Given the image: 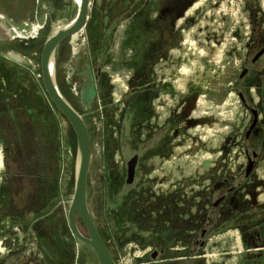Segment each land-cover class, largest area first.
<instances>
[{
  "label": "rangeland",
  "instance_id": "rangeland-1",
  "mask_svg": "<svg viewBox=\"0 0 264 264\" xmlns=\"http://www.w3.org/2000/svg\"><path fill=\"white\" fill-rule=\"evenodd\" d=\"M37 1L29 0L36 16L24 22L9 26L5 14L0 18V78L27 83L29 77L26 85L40 93L32 95V122L41 144L49 145V178L30 180L31 195L17 186L2 191L0 264H99L68 225L76 138L40 76L50 22L70 21L77 6L74 0ZM262 1L243 0L234 13L225 0H89L85 25L58 42L57 85L89 133L87 205L117 264H154L157 192L174 193L177 209L191 200L186 216L199 214L201 198L209 219L222 216L223 226L208 232L202 264L257 262L254 248L263 245L264 230ZM8 50L33 64L12 67L2 55ZM4 81L1 92L23 89ZM152 137L159 139L155 150ZM52 144L56 158L49 154ZM137 157L125 200L127 161ZM8 163L1 150L0 172ZM221 193L228 197L213 207ZM27 205L30 213L22 209ZM77 221L87 235L80 216Z\"/></svg>",
  "mask_w": 264,
  "mask_h": 264
},
{
  "label": "crops",
  "instance_id": "crops-1",
  "mask_svg": "<svg viewBox=\"0 0 264 264\" xmlns=\"http://www.w3.org/2000/svg\"><path fill=\"white\" fill-rule=\"evenodd\" d=\"M31 1L33 2V0ZM32 2L29 3V0H0V11L3 13L0 14V18H4L5 14L8 18L7 24L10 26L16 22H24L32 15L36 16V6ZM9 61L12 67L22 69V64L11 59ZM0 79V88L5 83L4 79H7V82L12 85L18 84L23 87L19 92L6 91L4 93L0 90V151L4 150L9 159L6 169L0 172V195L3 196L2 191L11 186H17L20 190L22 189L21 193L31 195L33 186L30 180L46 181L49 178L45 165L49 158L47 151L49 145L41 144L40 133L32 122L34 113H36L31 104L32 95L38 98L40 93L31 91L30 86L26 85L27 83L31 84L29 77L27 83L25 78L17 76L6 75ZM52 145L54 148L49 150V154L51 156L55 153L54 157L56 158V144ZM31 164L34 165L31 166ZM22 202L24 203L25 200ZM28 202L31 204L30 200ZM22 209L29 213L32 210L31 205L24 206ZM262 234L260 244L263 245L254 248L256 250L254 257L257 260L255 264H264V230Z\"/></svg>",
  "mask_w": 264,
  "mask_h": 264
},
{
  "label": "water",
  "instance_id": "water-1",
  "mask_svg": "<svg viewBox=\"0 0 264 264\" xmlns=\"http://www.w3.org/2000/svg\"><path fill=\"white\" fill-rule=\"evenodd\" d=\"M77 6L75 16L70 20L57 19L51 21V32L46 36L40 52V76L44 89L54 105L61 111L71 125L75 138L76 149L73 169V192L67 210V221L71 233L79 240L90 245L94 251L99 264H117L111 256L101 235L99 234L89 211L86 201V180L90 159V139L87 126L81 114L61 93L55 77V56L58 42L66 35L77 32L85 25L88 16L89 0H74ZM264 52V49L258 56ZM3 56L17 63L28 62L30 59L15 50H8L2 53ZM136 159L128 161V181L133 178V167ZM77 216H80L85 225V235L78 224Z\"/></svg>",
  "mask_w": 264,
  "mask_h": 264
},
{
  "label": "flooded vegetation",
  "instance_id": "flooded-vegetation-1",
  "mask_svg": "<svg viewBox=\"0 0 264 264\" xmlns=\"http://www.w3.org/2000/svg\"><path fill=\"white\" fill-rule=\"evenodd\" d=\"M10 26V25H9ZM93 88H90V92ZM94 91V89H93ZM159 139L152 137L148 144L151 145V149L158 145ZM150 149V148H149ZM151 151V150H150ZM133 159V158H131ZM133 167L132 181H128V172L125 179L124 187L126 192L123 193V199H127L130 194L128 191L132 189L129 184H132L136 179V169L138 164V157ZM130 160V159H129ZM128 160V161H129ZM256 155L254 154V159ZM127 161V165H128ZM156 193L153 200V228L151 238L153 243L152 258L154 264H202L207 253V240L208 232L212 226L222 227L224 220L221 218L209 219L206 210H202L201 205L203 198H201L199 214L194 216H186L188 208H191V200L188 203L183 204L182 208H176L174 193ZM228 197L227 194L221 193L214 199L213 207L220 204L221 201H225ZM206 198V197H205ZM264 212V207L259 208ZM183 215V218H180ZM179 216V218H178ZM187 233V234H186ZM188 241L186 244L177 246L176 243ZM206 260V259H205Z\"/></svg>",
  "mask_w": 264,
  "mask_h": 264
},
{
  "label": "built area",
  "instance_id": "built-area-1",
  "mask_svg": "<svg viewBox=\"0 0 264 264\" xmlns=\"http://www.w3.org/2000/svg\"><path fill=\"white\" fill-rule=\"evenodd\" d=\"M227 1L232 8H234V13L239 12L240 10V3H243V0H225ZM262 4L264 5V0L262 1Z\"/></svg>",
  "mask_w": 264,
  "mask_h": 264
},
{
  "label": "trees",
  "instance_id": "trees-1",
  "mask_svg": "<svg viewBox=\"0 0 264 264\" xmlns=\"http://www.w3.org/2000/svg\"><path fill=\"white\" fill-rule=\"evenodd\" d=\"M56 58H57V56H56Z\"/></svg>",
  "mask_w": 264,
  "mask_h": 264
}]
</instances>
